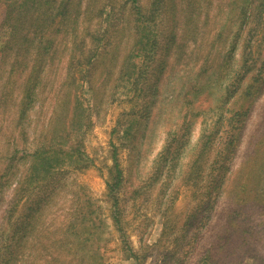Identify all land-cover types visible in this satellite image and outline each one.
<instances>
[{"label":"rangeland","instance_id":"obj_1","mask_svg":"<svg viewBox=\"0 0 264 264\" xmlns=\"http://www.w3.org/2000/svg\"><path fill=\"white\" fill-rule=\"evenodd\" d=\"M226 1L137 0L142 23L128 0L48 1L56 54L20 120L0 107V264L26 223L16 264H207L209 246L215 264H264V174L235 193L264 150V4L249 30ZM36 146L58 159L28 178ZM217 160L229 161L225 184L203 211ZM230 215L237 233L215 245Z\"/></svg>","mask_w":264,"mask_h":264},{"label":"trees","instance_id":"obj_2","mask_svg":"<svg viewBox=\"0 0 264 264\" xmlns=\"http://www.w3.org/2000/svg\"><path fill=\"white\" fill-rule=\"evenodd\" d=\"M48 1L49 0H0V107L7 108L9 104L14 105L18 120L22 118L23 114L27 112L28 107L31 105V102L35 100V90L39 83V74H37V71L43 67V62L52 59L56 54L54 44H49L48 39L45 37V35L50 31L52 32L53 29H47V25L43 24L45 21L44 18H47L45 5ZM128 1L133 5L137 20H140L141 23L144 22V17H146V15L142 11L141 6L138 5L137 0ZM263 1L264 0H227L225 7L229 12L234 9L239 10L237 20L240 21L241 24L249 23V30H251L252 24L255 23V25H257L258 20L252 14H249L250 8L253 7L255 10L258 9L264 4L262 3ZM240 2L242 3L241 5ZM229 12L226 13V16ZM57 14L55 12L51 15L54 17L57 16ZM217 33L219 35L223 34L221 31ZM226 37L228 38L229 36L226 35ZM246 42H248V40ZM145 44L146 43H143V45H141L140 50L144 49ZM224 47L226 46L224 45ZM247 47L248 45L246 44L245 50H247ZM233 48L234 44L229 46L226 53ZM192 92L193 91L188 87L190 97L187 98V100L191 102H193L192 97L194 96V93ZM222 95L220 97H222ZM211 103L213 104V102ZM189 109L191 113L192 111L197 110V108H194L193 106H190ZM239 136V132H235L228 144H233V139L235 142ZM7 145H9V140ZM225 149L228 151L231 149L230 151L232 152L234 147H227ZM253 152L256 154L255 159L249 162L245 167L244 175L241 176L243 177L242 182L236 183L235 193L237 195L241 194L242 191L246 190L247 193H250L252 192V189H258L261 187L262 180L260 178L264 174V150L257 147ZM6 154L8 155V152H6ZM40 154L43 153L40 152L37 146L29 154L30 158L36 160V164L32 166L31 175L28 176V178L32 176H43L48 172L49 168L53 166V162L58 159L55 155H44V157H42ZM69 154L71 155V153ZM15 155L16 154L8 156L9 162H7L6 165L13 162ZM39 159L43 160H40L41 162L37 163ZM113 159L115 175L113 181H110L107 184V194L113 209L111 214L112 219L117 225L118 230H121V227L119 226L121 219L116 194L121 181V171L118 168L119 166L115 155L113 156ZM217 162L218 164L212 162L209 166L210 170H216L217 173L214 175L212 182H210V185L207 186V189L204 192L205 196H209L202 202L203 204H207L203 211L213 208V205L216 204L214 202L218 196V191L222 190L225 184L229 161L220 162L217 160ZM4 170H7L6 166L0 167V171H3L0 174V197L2 195V188L5 186L4 181L1 180V178L3 179V174H6L4 173ZM5 182L7 181L5 180ZM213 192L216 194L214 195ZM203 218L204 216L202 217V220ZM226 220V223L223 225L224 227H222L218 233L215 245L224 241L225 246L228 247V236L232 235L233 232L237 233V230L232 228L233 216H227ZM28 226L29 225L26 223L22 232L18 235L14 250L5 260V264H16L18 256L21 258V248L26 238ZM185 230L186 228L183 227V231ZM193 235L198 236L199 233L195 232ZM212 251H214V249L209 246L205 252L206 256L203 260H207V264H215L214 255L211 253ZM132 256L135 259L137 258L134 255Z\"/></svg>","mask_w":264,"mask_h":264}]
</instances>
